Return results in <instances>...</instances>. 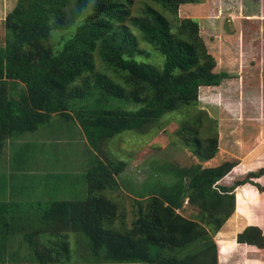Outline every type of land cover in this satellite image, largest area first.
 Wrapping results in <instances>:
<instances>
[{
	"label": "trees",
	"instance_id": "trees-1",
	"mask_svg": "<svg viewBox=\"0 0 264 264\" xmlns=\"http://www.w3.org/2000/svg\"><path fill=\"white\" fill-rule=\"evenodd\" d=\"M192 2L141 0L131 17L135 0H96L88 17L93 0H16L3 20L0 43V169L5 156L18 169L8 180L13 199H1L8 184L6 175L0 177V264H68L70 233L86 239L90 256L85 262L90 264H218L213 237L235 210V189L249 183L264 191L252 182L264 175V168L232 185H220L237 163L203 166L215 158L218 137L202 129L200 116L185 120L175 131L198 163L179 169L175 183L136 201L129 226L125 212L107 196L119 189L120 176L128 168L127 162L107 152L108 140L126 131L145 134L160 128L165 115L195 106L201 87H217L230 78L217 69L198 22L177 19L179 6ZM77 16L87 20L81 28L73 22ZM127 20L136 35L124 26ZM140 41L163 56L161 67L140 58ZM59 120L80 130L88 155L72 154L73 165L65 166L57 157L50 166L67 171L59 170L62 173L47 182L58 191L74 180L82 182L85 195L76 200L21 201V193L34 194L35 184H21L32 178L21 177L22 152L12 156L9 148L24 146L19 143L22 136L36 133L41 135L40 148L59 149V140L46 147L51 137L59 138L51 126ZM44 126L49 134L42 132ZM15 156L19 160L13 162ZM185 202L192 211L188 215L183 214ZM42 236L62 242L52 252L38 243ZM19 237L32 249V258L20 260L23 255L11 252ZM236 242L264 250V234L255 225L238 233Z\"/></svg>",
	"mask_w": 264,
	"mask_h": 264
},
{
	"label": "rangeland",
	"instance_id": "rangeland-1",
	"mask_svg": "<svg viewBox=\"0 0 264 264\" xmlns=\"http://www.w3.org/2000/svg\"><path fill=\"white\" fill-rule=\"evenodd\" d=\"M15 2L16 0H0V43H3L5 36L3 20L12 10ZM140 2L141 0H135L136 6L131 9V17L136 16ZM246 13L252 18L257 15L263 17L264 0H193L192 3L179 6L177 19L198 22L199 34L207 50L216 56L217 69L226 72L230 78L222 81L217 87H201L198 93V103L165 115L162 118L163 121L160 120V128L152 129L145 134L126 131L108 140L105 144L107 152L114 155L116 160L128 164V168L123 171L118 181L119 189L107 194L112 201L118 204L120 210L125 212V221L128 226L137 212L136 201L145 200L153 189L168 183H175L179 169L198 163L190 147L175 136V131L185 120L198 119L200 116L201 120H198L202 123V129L217 134L218 152L211 161L203 163L204 167L217 166L226 161L237 163L219 182L220 185H232L235 181L246 178L247 173L264 168V66L255 64L261 54H258L257 48L260 47L254 38L256 30L259 31L262 27L260 28L259 24L254 21L247 22ZM124 26L133 32L129 20ZM63 33L68 34V30ZM252 33L254 36L249 38L254 39L253 44L255 45L247 47L242 45V34L248 38L247 35ZM133 34L136 35L134 32ZM54 36L53 41L56 42L59 35L55 33ZM139 48L143 52L141 59L158 67L163 65V56L151 46L140 41ZM247 48L253 53V59L245 63L247 65L245 66L240 59L241 50L247 51ZM235 58L239 60L237 64H235ZM206 114L210 117V121H206L208 119ZM61 122L59 120L51 123V126L54 124L52 129L59 138L51 137L52 141L46 144V147H49L53 141L59 140V149L40 148L38 139L41 138L39 135L41 131L38 133L39 136L36 133L34 135L25 133L22 136L25 138L19 141L24 146L9 148L12 156L17 150L22 152V156H18L20 164L24 165L21 177L32 178L31 182L30 179H23L25 181L21 184H35L34 194L21 193L18 196L22 197L21 201L83 199L86 185H81L82 182L74 180L70 182L69 187L64 186L66 188L61 191L55 189L54 186L52 188L47 182L56 173L67 171L63 167L50 166L57 157L61 158L62 166H65L66 164L73 165L74 156L72 154L79 157L88 155L86 147L80 141V130L73 127L71 123ZM58 123L65 127L55 125ZM69 125L72 128L69 129ZM48 126H44L45 130L42 132L49 134ZM33 143H36L35 148L31 147ZM54 151L57 153L51 157ZM18 158L12 157V161L19 160ZM17 170L16 166L10 165L8 156H5L3 167L0 169V177L6 175L4 179L6 185L9 182L10 173H15ZM43 178L46 179L43 181ZM252 182L264 187V175L252 179ZM21 187L26 189L24 185ZM47 187L51 188L50 196H47ZM6 188L7 191L1 195V199L3 197L7 200L15 198V195L9 196L8 194L9 184ZM238 193L241 195L240 207H237ZM235 194L233 214L213 237L217 246L218 264H264V250L236 242V235L248 225L258 226L264 234V191L258 190L253 184L246 183L238 186ZM184 207L186 211L183 214L188 215L192 212L187 208V202ZM40 238L38 243L47 244L52 252L62 242L57 237L42 236ZM68 241L70 242L69 254L72 259L69 264H90L85 262V259L90 256L85 247L86 239L70 233ZM25 246L23 238L19 237L12 243L11 252L23 255L20 260L23 258L26 260L27 257L32 258L34 256L32 249H27ZM22 263L26 262L22 261Z\"/></svg>",
	"mask_w": 264,
	"mask_h": 264
},
{
	"label": "crops",
	"instance_id": "crops-1",
	"mask_svg": "<svg viewBox=\"0 0 264 264\" xmlns=\"http://www.w3.org/2000/svg\"><path fill=\"white\" fill-rule=\"evenodd\" d=\"M245 11V10H244ZM246 12V11H245ZM245 17H246V21L247 22H250V21H254V22H256V23H258L259 24V27L261 26L262 27V29H260L259 31L258 30H256L257 31V33H256V37H254V38H256V43L257 44H259V47L260 48H257L259 51H258V54H261L260 55V58L258 59H256V61H255V64L257 65V66H264V16L263 17H261V16H255L254 18H252V16L251 15H249L248 16V14L246 13L245 14ZM260 27V28H261ZM252 32V31H251ZM236 36H238L237 34H236ZM242 40H241V42H242V45L244 44V45H246V47L247 46H249V45H252V46H254L255 44H253V42H254V39L252 38V39H250L249 37H252V36H254L253 35V33L252 34H248L247 35V37L248 38H245V36H244V34H242ZM246 39H248V40H246ZM256 44V45H257ZM251 46V47H252ZM249 48V47H248ZM248 48H247V51H245V50H241V55H242V57H241V59H240V61H241V63L243 64V65H245V66H247L245 63H248L249 62V60H251V59H253V53L252 52H249V50H248ZM249 53H251L252 55H250ZM256 56V55H255ZM228 60H230L231 61V59H228ZM238 58H235V64H237L238 63ZM235 197H236V194H235ZM235 202H236V199H235ZM185 208V207H184ZM256 226V225H255ZM241 245H243V244H241ZM69 264V263H68Z\"/></svg>",
	"mask_w": 264,
	"mask_h": 264
},
{
	"label": "clouds",
	"instance_id": "clouds-1",
	"mask_svg": "<svg viewBox=\"0 0 264 264\" xmlns=\"http://www.w3.org/2000/svg\"><path fill=\"white\" fill-rule=\"evenodd\" d=\"M97 7V3H96V0H93V7L91 9H89L88 13H87V16L89 17L90 15H92L95 11V8ZM86 19L84 17H81V16H77L75 19H74V24L76 26V28H81L84 26V24L86 23ZM76 28L73 29L74 33H75V30Z\"/></svg>",
	"mask_w": 264,
	"mask_h": 264
}]
</instances>
